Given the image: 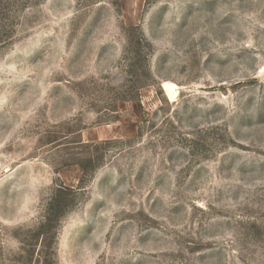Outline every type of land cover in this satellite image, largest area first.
Returning <instances> with one entry per match:
<instances>
[{
  "label": "rangeland",
  "instance_id": "1",
  "mask_svg": "<svg viewBox=\"0 0 264 264\" xmlns=\"http://www.w3.org/2000/svg\"><path fill=\"white\" fill-rule=\"evenodd\" d=\"M0 264H264V0H0Z\"/></svg>",
  "mask_w": 264,
  "mask_h": 264
}]
</instances>
